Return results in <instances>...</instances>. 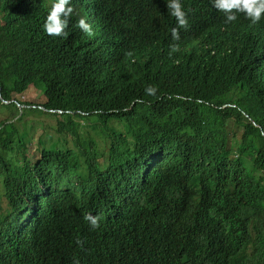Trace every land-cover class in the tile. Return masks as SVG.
Returning <instances> with one entry per match:
<instances>
[{
	"label": "trees",
	"instance_id": "1",
	"mask_svg": "<svg viewBox=\"0 0 264 264\" xmlns=\"http://www.w3.org/2000/svg\"><path fill=\"white\" fill-rule=\"evenodd\" d=\"M50 3L0 0V264H264L260 65L238 79L205 52L195 0L184 27L166 0H70L66 37L43 31Z\"/></svg>",
	"mask_w": 264,
	"mask_h": 264
},
{
	"label": "clouds",
	"instance_id": "2",
	"mask_svg": "<svg viewBox=\"0 0 264 264\" xmlns=\"http://www.w3.org/2000/svg\"><path fill=\"white\" fill-rule=\"evenodd\" d=\"M205 6L206 32L202 38L205 40L202 48L204 51L219 50L221 54L230 57L235 56L236 73L234 78L243 75L250 64H258L260 67L255 71H264V0H195ZM169 14L175 18L176 25L184 27L187 25V13L182 6V0H166ZM73 7L70 0H51L50 6L43 21V31L52 37H66L68 25ZM75 27L87 35L92 34V25L84 16L75 21ZM172 40L179 39L177 27L171 28ZM178 45H169V54L177 51ZM253 61L248 62V58ZM239 63V64H238ZM244 66V67H242ZM227 70V64L222 65V72ZM144 93L149 96L157 95V86L146 84ZM2 98V97H1ZM5 103L10 101L2 98ZM197 101H206L197 97ZM20 107L25 105L18 104ZM22 105V106H21ZM230 106L225 104L222 106ZM233 124V122H231ZM229 136L240 138L229 133ZM84 219L88 221L90 229L99 227V217L91 213H85ZM67 264H80L79 261H70ZM143 264H146L143 263Z\"/></svg>",
	"mask_w": 264,
	"mask_h": 264
},
{
	"label": "rangeland",
	"instance_id": "3",
	"mask_svg": "<svg viewBox=\"0 0 264 264\" xmlns=\"http://www.w3.org/2000/svg\"><path fill=\"white\" fill-rule=\"evenodd\" d=\"M20 99L25 100V101L30 102V103H40L41 101H43L44 96H43L42 91L39 88H35L34 86H31L28 90H26V92L22 96H20ZM3 115H4V109L2 106H0V117H2ZM37 116L38 115H33V114L29 115L27 118L28 122L31 119L34 120ZM41 118L44 119L45 121L49 122V123L54 122V120L50 117L42 116ZM230 129H233L234 131H236L238 136H240L241 130L240 129L235 130V128H232V123H230V125H229V131H230ZM41 133H42L41 128H35L33 131L30 132V135L33 136V143L29 144L30 147H33V148L35 147V145L37 143L38 136ZM30 151L34 152V150H30ZM34 153H36V152H34ZM37 155H38V153H37ZM31 157H33V155H31Z\"/></svg>",
	"mask_w": 264,
	"mask_h": 264
},
{
	"label": "bare ground",
	"instance_id": "4",
	"mask_svg": "<svg viewBox=\"0 0 264 264\" xmlns=\"http://www.w3.org/2000/svg\"><path fill=\"white\" fill-rule=\"evenodd\" d=\"M203 7H204V6H203ZM203 10H204V9H203ZM195 16H196V15H195ZM195 16H194V17H195ZM196 18H197V17H196ZM193 20H194V19H193ZM200 21H201V20H200ZM200 21H197V22H200ZM192 24L195 25L196 22H195V24H194V23H192ZM190 25H191V24H190ZM190 25H187V26H190ZM197 25H199V24H197ZM195 27H196V26H195ZM192 28H193V27H192ZM188 30H189V29H188ZM189 31H190V30H189ZM192 32H193V31H192ZM219 73H221V72H219ZM190 77H191V75H190ZM201 80H202V79H201ZM199 81H200V80H199ZM190 82H191V81H190ZM195 82H196V81H195ZM206 83H207V82H206ZM193 89H195V88H193ZM197 90H199V89H196V91H197ZM23 107H24V106H23ZM1 171H2V170H1ZM1 174H2V173H1ZM2 181H3V180H2ZM10 186H11V185H10ZM42 187H43V186H42ZM62 188H63V187H62ZM2 189H3V188H2ZM43 189H44V188H43ZM0 190H1V189H0ZM53 190H54V189H53ZM1 193H3V192H1ZM12 195H13V194H12ZM20 195H21V193H20ZM1 196H2V195H1ZM16 198H17V197H15V199H16ZM4 199H5V198H4ZM17 199H18V198H17ZM7 201H8V200H7ZM8 203H9V202H8ZM119 214H120V213H119ZM122 214H123V213H122ZM120 216H121V215H120ZM126 216H128V215H126ZM123 217H124V216H123ZM123 217H122V218H123ZM122 218H121V219H122ZM126 218H127V217H126ZM126 218H124V219H126ZM119 220H120V219H119ZM122 220H123V219H122ZM128 220H129V219H128ZM123 222H124V220H123ZM120 223H121V222H120ZM124 224H126V223L124 222ZM118 226H119V225H118ZM125 226H126V225H125ZM123 228H124V227H123ZM120 229H121V228H120ZM124 229H125V228H124ZM118 231H120V230H118ZM123 232H124V231H123ZM123 234H125V233H123ZM121 236H122V235H121ZM82 239H83V238H82ZM222 244H223V243H222ZM220 248H221V246H220ZM222 248H223V247H222ZM219 252H220V251H219ZM219 252H218V253H219ZM225 256H226V255H225ZM216 257H217V256H216ZM219 259H220V258H219ZM215 261H216V260H215ZM227 261H228V260H227ZM229 262H231V261H228V263H229ZM228 263H227V264H228ZM219 264H220V263H219ZM224 264H225V263H224ZM229 264H230V263H229Z\"/></svg>",
	"mask_w": 264,
	"mask_h": 264
},
{
	"label": "water",
	"instance_id": "5",
	"mask_svg": "<svg viewBox=\"0 0 264 264\" xmlns=\"http://www.w3.org/2000/svg\"><path fill=\"white\" fill-rule=\"evenodd\" d=\"M0 89H1V87H0ZM5 102H7V101H5Z\"/></svg>",
	"mask_w": 264,
	"mask_h": 264
}]
</instances>
